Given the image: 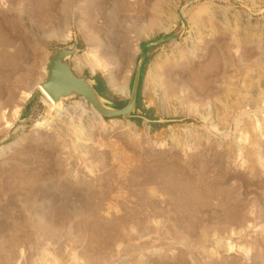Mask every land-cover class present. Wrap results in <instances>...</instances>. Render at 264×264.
Returning a JSON list of instances; mask_svg holds the SVG:
<instances>
[{"label": "rangeland", "instance_id": "rangeland-1", "mask_svg": "<svg viewBox=\"0 0 264 264\" xmlns=\"http://www.w3.org/2000/svg\"><path fill=\"white\" fill-rule=\"evenodd\" d=\"M77 2L0 0V264H264V0ZM78 17L102 60L129 57L126 87L139 49L164 40L145 51L133 118L98 120L81 97L49 106L37 89L16 103L44 82L50 45L76 41L72 72L105 82Z\"/></svg>", "mask_w": 264, "mask_h": 264}, {"label": "water", "instance_id": "water-1", "mask_svg": "<svg viewBox=\"0 0 264 264\" xmlns=\"http://www.w3.org/2000/svg\"><path fill=\"white\" fill-rule=\"evenodd\" d=\"M168 36L166 39H174ZM159 39L143 45L139 49V59L135 64L130 86L128 84V98L124 105L114 104L107 100L97 90V82L95 78L87 76H78L71 70V56L78 52L77 42L73 41L70 45L56 46L50 45L53 51L51 57L46 63L47 76L41 87L44 91L57 103L60 107L63 100L73 97H83L88 105H90L103 118H133V114L137 108L138 87L140 81L141 67L145 57L146 49L163 42ZM107 86L110 87L106 77L104 78ZM138 118L149 122L146 118L139 116Z\"/></svg>", "mask_w": 264, "mask_h": 264}, {"label": "bare ground", "instance_id": "bare-ground-1", "mask_svg": "<svg viewBox=\"0 0 264 264\" xmlns=\"http://www.w3.org/2000/svg\"><path fill=\"white\" fill-rule=\"evenodd\" d=\"M80 2H81V0H78L77 3L80 4ZM82 21H83L82 18L78 17V20H77L78 24H80V26H85V27L88 26V28H89L90 22L84 25V23ZM155 24H156V21L151 19V20H149L147 26L148 27L149 26L153 27ZM144 29H145V27L138 28V30L135 31L134 36L131 37V38L138 39L140 37V35H142V33L144 32ZM53 37L57 41L66 42L70 38L69 30L65 28L62 31L54 34ZM87 39L90 42V44L93 45V46L88 47L89 48L88 49L89 50V54H90L89 63L88 64L91 65V70L92 71H94V70L103 71L105 73V75H106V79H107V81H108V83L110 85V88L112 90H114L115 93L117 92V93H120L119 95L122 94L125 97H128V88L124 85L125 77H121V80H119V78L117 76V73H119L125 67V63H126V61L128 60L129 57L124 59V54L120 50L121 52H119V53H116L115 51L114 52H109V53L107 52L106 53V60H102L101 57H99V55H98V54H100V55L102 54V52H100L101 51L100 50L101 49V47H100V43L101 42L99 41V38L97 37V35L95 33H93L91 27L88 30ZM123 42H126V46L131 47L130 46L131 45L130 40H128V39L126 40L125 39V40H123ZM133 42H134V40H133ZM73 55L74 56L71 57V62L73 63L75 69H77V72H79L81 70L82 66L84 65L85 60L83 58H78L76 53H74ZM102 56H103V54H102ZM5 58H6V56H5ZM220 58L221 57H219V55L215 51L210 52L206 64H202L200 67H197L198 69L197 68L196 69H192V73H191L192 77H197L199 82H201L200 84H203L204 81H205L204 79L206 77L205 75L207 73H209V72H212L217 67V65H218V63L220 61ZM187 61H188V59H186L183 63H176L175 65H170L168 67H166L167 65L162 63L163 64V65L161 64L162 65L161 66V70L163 71L162 75L167 77V80L170 81V77H171L172 74H178L179 75V74L182 73L183 67L188 65ZM156 64H157V61H154V63L151 64V66H152L151 74H152V77L159 78L161 76V74H159V71H158V69L156 67ZM173 70H176V73H174ZM169 87L173 88V86L171 87L170 85H169ZM34 89H37L43 95L44 100L48 103L49 106H56L57 105V103L54 102L53 99L44 91V89L41 87V85H38V86H36L34 88H33V86H27V91L25 92V94L23 93L22 96H19V98H17L16 103L18 105H20V103L23 100H25L33 92ZM80 99L82 101L83 106H86L88 108V110L90 111V113L96 119L100 120L101 116L90 105H88L86 103L85 99L83 97H81ZM242 105H243V103H242ZM101 144H103V143H101ZM112 144H114V142ZM109 145H111V143H109ZM102 146L104 147V146H108V145L105 144V145H101L100 147H102ZM110 147H112V145ZM113 147H115V145ZM2 150L3 149H0V151H2ZM116 150H119V149L116 148ZM112 153L115 154V150ZM186 191H187V189L184 188V192L183 193H185Z\"/></svg>", "mask_w": 264, "mask_h": 264}, {"label": "trees", "instance_id": "trees-1", "mask_svg": "<svg viewBox=\"0 0 264 264\" xmlns=\"http://www.w3.org/2000/svg\"><path fill=\"white\" fill-rule=\"evenodd\" d=\"M141 76H142V74L140 75V81H141ZM95 80H96L97 84L100 86L99 88L97 87L98 92L101 95H103L104 91L107 92V88H106L104 80L99 78L98 76L95 77ZM140 81H139V87H138V94H139V88H140Z\"/></svg>", "mask_w": 264, "mask_h": 264}, {"label": "flooded vegetation", "instance_id": "flooded-vegetation-1", "mask_svg": "<svg viewBox=\"0 0 264 264\" xmlns=\"http://www.w3.org/2000/svg\"><path fill=\"white\" fill-rule=\"evenodd\" d=\"M145 59H146V55H145V57H144V61H145ZM97 87L99 88L100 86L98 85Z\"/></svg>", "mask_w": 264, "mask_h": 264}]
</instances>
